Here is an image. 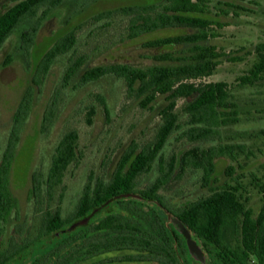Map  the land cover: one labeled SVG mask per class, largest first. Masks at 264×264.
Returning a JSON list of instances; mask_svg holds the SVG:
<instances>
[{
	"label": "trees",
	"instance_id": "obj_1",
	"mask_svg": "<svg viewBox=\"0 0 264 264\" xmlns=\"http://www.w3.org/2000/svg\"><path fill=\"white\" fill-rule=\"evenodd\" d=\"M69 0H14L0 13V50L9 37L19 32V49L31 59V85L25 90L13 115L6 150L0 161V233L9 224L11 214H16V202L9 188L10 171L20 133L33 105L36 89L46 80L52 66L70 54L76 44L75 30H59L48 37L41 47L36 46L38 32L49 13ZM206 0H139L132 6H124L97 15L109 19L114 14L128 18L129 38L159 30L189 28L194 33L172 35L148 40L147 48L163 49L180 45L191 46L189 62L178 65H159L141 69L125 64L95 66L83 71L79 82H95L106 76L122 79L129 94L142 98L147 107L158 95L164 96L167 105L159 112L160 123L152 141L141 148L133 143L120 156L108 180L88 179L71 215L62 218L58 210L41 212L36 236L17 240L10 236L0 248V264H23L22 251L31 243L51 236L85 218L94 208L121 194L134 193L144 200L123 199L110 204L89 224L60 235L51 242L32 250L30 258L40 254L32 264H184V240L167 224L163 212L153 205L157 203L176 216L192 235L206 241L209 251L216 250L225 257V264H232L230 256L240 264L256 260L264 264V186L262 204L258 216L253 218L241 195L239 185L215 186V158L222 156L226 148L194 146L173 155L165 161L161 151L170 136L179 127L177 100L185 99L182 112L187 115L190 128L185 132L187 140L198 143L218 135V128L236 121V105L229 102L225 83H197L212 74L218 65L219 54L211 46H200L207 40L211 25L220 24L203 17ZM260 48L264 49V47ZM172 52L156 56L162 61H173ZM83 57L69 61L63 74L67 85L83 65ZM264 75V55L247 77L241 81L253 83ZM49 107L42 116L41 130L48 131L55 117ZM92 111L87 121L90 123ZM78 134L68 130L61 135L51 157L44 185L34 178L32 194L37 198L41 191L51 193L62 183L67 168L78 159ZM157 164L159 175L143 190L137 189V179L149 173ZM187 168L201 171V185L210 194L176 209L168 208L159 191L172 179L179 178ZM43 186V187H42ZM43 189V190H42ZM160 213H162L160 215ZM15 217V219H16ZM168 225V232H167ZM236 239L237 244L231 240ZM46 253H41L49 248Z\"/></svg>",
	"mask_w": 264,
	"mask_h": 264
},
{
	"label": "rangeland",
	"instance_id": "obj_2",
	"mask_svg": "<svg viewBox=\"0 0 264 264\" xmlns=\"http://www.w3.org/2000/svg\"><path fill=\"white\" fill-rule=\"evenodd\" d=\"M206 19L213 24L208 38L200 46H211L219 54L218 65L208 77L197 83H225L228 101L236 105V121L222 124L213 138L193 143L185 132L190 128L187 115L182 112L185 99L177 100L179 129L174 132L161 151L167 161L173 155L198 146L226 148L215 158L216 186L223 184L241 187V195L254 215L261 207L260 186L264 185V75L253 83L241 81L247 77L264 55V0H206ZM14 0H0V13ZM139 0H69L52 10L44 20L36 38V46L43 48L45 40L59 30H75L74 50L60 57L52 66L46 80L36 89L29 116L20 133L10 171L9 188L16 202V214H11L0 243L9 236L21 239L36 232L37 218L46 210H58L62 218L73 212L89 178L108 180L120 156L133 143L139 150L149 144L160 123V110L167 105L164 96L143 107L142 98L127 92L122 79L106 76L95 82L81 84L84 70L95 66L125 64L135 68L159 65H178L189 62L191 46L147 48L148 40L172 35L194 33L196 30L178 28L159 30L130 39L128 18L114 14L109 19L97 15ZM172 52L173 61L156 56ZM83 57L84 63L69 84L62 78L69 61ZM19 49V32L12 34L0 50V161L6 150L14 112L25 90L31 85V63ZM53 124L41 130L45 111L52 107ZM92 111L90 123L88 113ZM75 130L78 134V159L71 164L59 187L41 191L33 197L34 178L44 185L51 157L62 134ZM159 175L157 164L137 179V190H143ZM201 171L187 168L179 178L170 180L159 194L170 209H176L210 194L201 185ZM43 187V186H42ZM162 213H160L161 215ZM16 217V219H15ZM21 225V227H19ZM13 228L18 233H13ZM20 232V233H19ZM189 264H198L186 258ZM213 264V263H208Z\"/></svg>",
	"mask_w": 264,
	"mask_h": 264
},
{
	"label": "water",
	"instance_id": "obj_3",
	"mask_svg": "<svg viewBox=\"0 0 264 264\" xmlns=\"http://www.w3.org/2000/svg\"><path fill=\"white\" fill-rule=\"evenodd\" d=\"M117 199H135V200H140V201L144 200L141 196L133 194V193H126V194H121V195L115 196V197L107 200L106 202L102 203L98 207L94 208L85 218H83L82 220H80L76 223H73L66 230L57 232V233L53 234L52 236H49V237L37 242L36 244L31 246L30 248L26 249L23 253V257H26L27 255L30 254V252L32 250L40 248L43 244L51 242L53 239L59 237L60 235L71 233L80 227H84V226L88 225V223L90 222V220L93 217H95L106 206H108L111 202H113L114 200H117ZM152 204L155 205L156 207H158L163 212V214L166 217L167 224H170L174 228V230L185 240L189 254L191 256H193L196 260L203 263L204 262L203 254H202L201 250L199 249V247L196 245V243L191 239V233L188 230V228L172 213H170L166 209L161 208V206L159 204H157V203H152Z\"/></svg>",
	"mask_w": 264,
	"mask_h": 264
},
{
	"label": "flooded vegetation",
	"instance_id": "obj_4",
	"mask_svg": "<svg viewBox=\"0 0 264 264\" xmlns=\"http://www.w3.org/2000/svg\"><path fill=\"white\" fill-rule=\"evenodd\" d=\"M224 185H228V184H223V185H220L219 187H223ZM234 185H237L236 183L234 184ZM233 185V186H234ZM216 186V185H215ZM232 186V185H231ZM262 186H264V185H261L260 186V188L262 187ZM137 190V189H136ZM134 194V193H133ZM137 195V194H136ZM261 195H263V194H261ZM118 196V195H117ZM119 200H123V199H117V200H114L113 202H111L110 204H112V203H115L116 201H119ZM138 201H140V200H138ZM261 201H262V196H261ZM262 203V202H261ZM109 204V205H110ZM167 204V203H166ZM108 205V206H109ZM107 207V206H106ZM105 207V208H106ZM104 208V209H105ZM169 208V207H168ZM103 209V210H104ZM260 210V209H259ZM98 215V214H97ZM258 216V213L256 214V215H252V217L253 218H256ZM89 224V223H88ZM8 225V224H7ZM71 225H69L68 227H70ZM19 227H21V225L19 226ZM68 227H66V228H64V230H66ZM6 229V228H5ZM4 229V230H5ZM13 233H18V231L17 230H15L14 228H13ZM4 232V231H3ZM3 232H1L0 233V236H2L3 237ZM167 232H168V225H167ZM20 233V232H19ZM36 234H37V232H35V234L34 235H32L31 236V238L32 237H35L36 236ZM12 236V235H11ZM27 236H30V235H28V234H25L21 239H23L24 237H27ZM52 236V235H51ZM10 237V236H9ZM15 238H16V236H14ZM47 237H49V236H45V237H43L42 239H39V240H37V241H34L33 243H31V245H30V247L31 246H33L34 244H36L37 242H39V241H41V240H43V239H45V238H47ZM17 239V238H16ZM21 239H17V240H21ZM183 239V238H182ZM191 239L196 243V245L199 247V249L201 250V252H202V254H203V257H204V262L202 263V262H200V261H198V260H196L193 256H191L190 254H189V252H188V250H187V246H186V243H185V240H184V255H183V259H184V264H189V263H187V260H186V258H188V259H191L192 261H194V262H196V263H198V264H208L209 262L210 263H213V264H225V257L223 256V255H219L217 252H216V250L215 251H213L212 250V252H210L209 251V248H210V246H208V244L206 243V241L205 240H203V239H201V238H198V237H196L195 235H192L191 234ZM8 241V240H7ZM7 241L6 242H1L0 243V248L2 247V246H4V245H6V243H7ZM234 244H237V240L236 239H233V240H231ZM49 243V242H48ZM47 243H45V244H43L42 246H41V248L42 247H44V245H46ZM30 247H27V248H25L23 251H22V253H21V255H20V259H23L24 260V262H23V264H32L33 262H34V260L35 259H37L39 256H40V254H38V255H36V256H34V257H32V258H30V254L29 255H27L26 257H23V253H24V251L26 250V249H28V248H30ZM41 248H38V249H35V251H38V250H40ZM50 249V247L49 248H45L41 253H46L47 252V250H49ZM31 253V252H30ZM230 262L232 263V264H240L239 262H238V260H236V258L235 257H233V256H230ZM249 264H258V262L256 261V260H251V261H249Z\"/></svg>",
	"mask_w": 264,
	"mask_h": 264
}]
</instances>
